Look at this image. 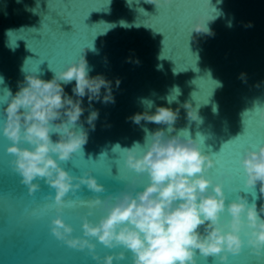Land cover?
I'll use <instances>...</instances> for the list:
<instances>
[{"label":"water","instance_id":"obj_1","mask_svg":"<svg viewBox=\"0 0 264 264\" xmlns=\"http://www.w3.org/2000/svg\"><path fill=\"white\" fill-rule=\"evenodd\" d=\"M197 15L214 17L208 24L214 35L189 37ZM248 22L254 26L245 27ZM91 45L96 51L82 53ZM80 55H85L91 76L103 74L121 83L113 89L114 104L93 102L99 118L95 130H89L84 154L58 161L71 175L91 172L107 189L96 194L81 186L76 195H66L62 218L73 227V236H83L82 217L88 212L84 202L95 195L103 199L119 194L133 177L139 190L148 183L146 175L137 177L126 168L122 149L136 142L143 145L145 128L166 130L128 119L144 111L154 113L156 106L175 110L187 101L198 108L202 123L187 120L180 107L176 132L170 135L186 129L193 138L201 139L197 133L204 137L201 150L215 161L206 175L218 182L222 173H229L224 177L229 201L244 195L251 203L255 195L258 206L264 203L258 186L255 193L245 188L239 164L246 148L264 143V123L249 111L257 102L264 107V0H172L158 9L146 0H0V264H96L86 249L69 248L52 235L55 189L38 180L34 182L40 189L29 195L10 166L13 157L6 149L11 142L2 133L6 89L15 94L26 74L51 80L54 71L65 69ZM242 72L246 83L239 78ZM71 86L65 87L69 94ZM174 89L179 95L169 104ZM143 100L152 101L153 107L148 109ZM87 104L85 97L86 108ZM245 111L249 112L242 115ZM87 115L86 111L82 120ZM93 212L88 217L93 222L105 214L102 208ZM228 218L222 214V220ZM241 238L246 241L243 232ZM89 239L101 257L124 250ZM126 257L120 264H131L130 251ZM197 264L216 261L197 256ZM227 264H264V257L252 254L245 243L239 255H229Z\"/></svg>","mask_w":264,"mask_h":264},{"label":"clouds","instance_id":"obj_2","mask_svg":"<svg viewBox=\"0 0 264 264\" xmlns=\"http://www.w3.org/2000/svg\"><path fill=\"white\" fill-rule=\"evenodd\" d=\"M146 2L158 9L172 0ZM213 20L211 15H197L189 28V37L214 35L208 27ZM253 26L252 22L245 25ZM89 49L96 51L91 45L83 48L82 53ZM128 62L140 63L138 58L134 61L128 58ZM89 73L85 55H80L65 69L54 71L51 80L26 74L18 82L15 94L6 89L2 133L11 142L6 149L13 157L9 163L29 195L40 189V184L34 182L38 180L55 189L52 235L69 248L86 249L96 264H114V261L120 264L127 258L126 251L131 253V264H197V256L227 264L229 255H239L245 243L252 254L264 257V203L258 206L255 195L251 203L244 195L229 201L224 192V177L229 173H222L218 182L206 175L215 161L211 154L201 150L204 137L197 133L201 139L193 138L186 129L170 135L176 132L180 107L186 110L187 120L203 122L199 109L187 101L175 110L156 106L154 113L144 111L128 117L137 125L145 121L166 126V130L160 127L152 132L145 128L143 145L136 142L122 149L126 153V168L134 170L137 177L146 175L148 183L139 190L137 178L133 177L119 194H109L103 199L95 195L84 202L88 212L82 217L83 236L72 235L73 227L62 218L66 195L70 192L76 195L81 186L96 194L107 189L91 172L74 176L58 161H69L74 154L83 153L89 130H95L99 118V109L94 108L93 102L114 104L113 89H118L121 83L119 78L113 82L103 74ZM246 76L242 72L239 78L246 83ZM68 85H72L71 94L65 91ZM174 91L176 95L168 97L169 104L179 95L178 90ZM142 103L148 109L153 107L152 101ZM86 111L88 115L82 120ZM249 111H255L264 123V107H259L258 102ZM239 164L245 176V188L254 192L258 186V198L264 200V143L255 149L246 148ZM95 208H102L105 214L93 222L88 217L94 215ZM224 213L230 217L226 222L221 219ZM241 232L246 241L241 238ZM90 237L108 249L124 250L101 257Z\"/></svg>","mask_w":264,"mask_h":264}]
</instances>
